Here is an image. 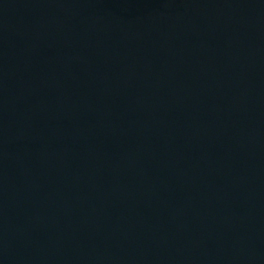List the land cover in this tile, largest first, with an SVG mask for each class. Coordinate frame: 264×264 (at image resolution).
Listing matches in <instances>:
<instances>
[{"label": "water", "instance_id": "water-1", "mask_svg": "<svg viewBox=\"0 0 264 264\" xmlns=\"http://www.w3.org/2000/svg\"><path fill=\"white\" fill-rule=\"evenodd\" d=\"M0 264H264V0H0Z\"/></svg>", "mask_w": 264, "mask_h": 264}]
</instances>
